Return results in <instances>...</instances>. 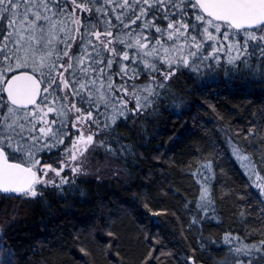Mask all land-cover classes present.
Segmentation results:
<instances>
[{
  "label": "trees",
  "instance_id": "obj_1",
  "mask_svg": "<svg viewBox=\"0 0 264 264\" xmlns=\"http://www.w3.org/2000/svg\"><path fill=\"white\" fill-rule=\"evenodd\" d=\"M253 63L250 57L248 64ZM259 71L257 64L253 76L223 55L219 62L179 66L163 88L154 86L149 109L99 135L120 177H70L61 188L38 186L43 195L35 198L0 193V237L15 262L185 264L182 258L191 257L187 264H222L238 243L235 238L258 245L264 240L259 203L264 192L232 148L251 155L264 177L255 163L264 153L245 136L253 113L258 126L264 123ZM134 82L143 86L147 80ZM262 138L255 141L260 149ZM56 156L41 154V159L53 164ZM205 178L214 201L207 218L197 212ZM227 234L232 245L224 240ZM261 256L264 250H253L252 264ZM239 259L247 264L249 257Z\"/></svg>",
  "mask_w": 264,
  "mask_h": 264
},
{
  "label": "snow or ice",
  "instance_id": "obj_2",
  "mask_svg": "<svg viewBox=\"0 0 264 264\" xmlns=\"http://www.w3.org/2000/svg\"><path fill=\"white\" fill-rule=\"evenodd\" d=\"M222 55L253 76L258 64L264 80V0H0V192L35 198L43 195L38 185L68 184L62 173L82 172L94 138L149 109L155 87L163 88L179 66L219 62ZM142 78L147 83L138 86ZM258 135L264 137V123L258 126L253 113L245 136L264 153ZM232 151L264 192L253 157L236 145ZM54 152L55 166L42 161L41 154ZM255 163L264 171V154ZM207 180L197 205L204 218L214 211ZM233 239L224 237L229 245ZM235 239L222 264H245L242 256L252 264V251L264 250V240Z\"/></svg>",
  "mask_w": 264,
  "mask_h": 264
},
{
  "label": "rangeland",
  "instance_id": "obj_3",
  "mask_svg": "<svg viewBox=\"0 0 264 264\" xmlns=\"http://www.w3.org/2000/svg\"><path fill=\"white\" fill-rule=\"evenodd\" d=\"M94 139V145L89 149L88 152L85 153V157L82 160V172L79 174H73L69 169L66 168L64 173H62V176L67 177V179L70 177L75 178L87 175L98 177L121 176V169L103 151L102 145L100 144L101 140L99 135H97ZM53 166H55V164H53ZM52 175V173H49V176ZM12 254V250L7 245L2 243V245H0V264H17V262L14 260V257L12 258Z\"/></svg>",
  "mask_w": 264,
  "mask_h": 264
},
{
  "label": "water",
  "instance_id": "obj_4",
  "mask_svg": "<svg viewBox=\"0 0 264 264\" xmlns=\"http://www.w3.org/2000/svg\"><path fill=\"white\" fill-rule=\"evenodd\" d=\"M0 193H2V192H0Z\"/></svg>",
  "mask_w": 264,
  "mask_h": 264
}]
</instances>
